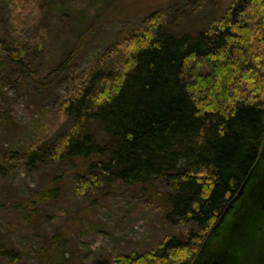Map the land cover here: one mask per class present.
Segmentation results:
<instances>
[{"label":"trees","instance_id":"16d2710c","mask_svg":"<svg viewBox=\"0 0 264 264\" xmlns=\"http://www.w3.org/2000/svg\"><path fill=\"white\" fill-rule=\"evenodd\" d=\"M41 1L31 5L42 11ZM164 24L148 19L52 101L25 153L32 168L46 173L31 210L55 200L69 176L81 196L113 181L164 188L166 218L186 228L183 234H165L142 252L94 264H198L214 242L209 233L263 152L264 0H230L193 35L174 34ZM21 39L19 51L31 49ZM85 39L40 80L16 59L21 83L43 95ZM65 246L60 234L44 239L34 264H65ZM17 257L0 237L5 264L19 263Z\"/></svg>","mask_w":264,"mask_h":264},{"label":"rangeland","instance_id":"374dc122","mask_svg":"<svg viewBox=\"0 0 264 264\" xmlns=\"http://www.w3.org/2000/svg\"><path fill=\"white\" fill-rule=\"evenodd\" d=\"M22 1L0 0V237L18 256L17 264H34L41 242L56 234L66 240L65 264H94L142 252L165 234H183L186 228L166 218L162 185L150 191L105 182L81 196L74 190L75 177L69 176L55 200L31 210L46 173L32 168L25 153L52 101L107 60L137 27L156 17L174 34L193 35L230 0H42V11L31 0ZM88 25L95 27L90 31ZM18 37L31 49L20 52ZM83 37L82 50L43 95L34 96L31 85L21 83L16 59L40 80ZM217 235L199 264L264 263V160ZM5 262L0 258V264Z\"/></svg>","mask_w":264,"mask_h":264},{"label":"water","instance_id":"95a60500","mask_svg":"<svg viewBox=\"0 0 264 264\" xmlns=\"http://www.w3.org/2000/svg\"><path fill=\"white\" fill-rule=\"evenodd\" d=\"M264 160V148H263V152L261 153L260 158L258 159L256 166L251 170V172L249 173V176L247 177V179L245 180V182L243 183L242 187L240 188V190L238 191L237 195L229 202V204L227 205V207L225 208V211L223 212L222 216L220 217V219L218 220V222L216 223V225L213 227V229L211 230V232L208 235V238L210 236H212L213 234L215 235V239L214 242H216V237L218 236L217 233L219 232L220 228L222 227V225L224 224L226 218L228 217V215L231 213V211L234 210L236 204L242 199V197L244 196L246 189L251 181V179L253 178V176L255 175L256 171H258V168L261 166L262 162ZM211 243L209 246H212ZM211 248V247H210ZM209 248V250H210ZM208 250V252H209ZM207 252V254H208ZM206 254V255H207ZM205 255V256H206ZM204 258V257H203ZM202 258V259H203ZM201 262V261H200ZM199 262V263H200ZM198 263V264H199ZM264 264V263H263Z\"/></svg>","mask_w":264,"mask_h":264}]
</instances>
